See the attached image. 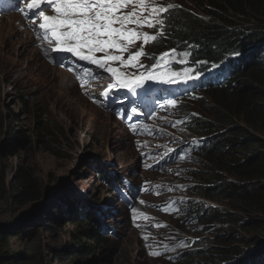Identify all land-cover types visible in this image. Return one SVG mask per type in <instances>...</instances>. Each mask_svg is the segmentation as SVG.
Segmentation results:
<instances>
[{
  "label": "rangeland",
  "instance_id": "rangeland-1",
  "mask_svg": "<svg viewBox=\"0 0 264 264\" xmlns=\"http://www.w3.org/2000/svg\"><path fill=\"white\" fill-rule=\"evenodd\" d=\"M150 1V4L155 7L171 8L177 4L192 7L193 5V0ZM129 10L126 9L125 11ZM162 13L159 14V19H161ZM45 15L53 16L55 13L48 12ZM144 15L147 16L148 13ZM4 16L12 17L11 27L13 29L10 31H7L10 24L9 22L6 23L8 20H6L7 17L3 18ZM22 20L25 19L17 14L16 9L1 8L0 140L10 117L11 120H18L31 144L29 148L18 152L16 156L7 158L4 156L0 159V174L3 173L8 182L18 166L29 168L43 189L44 195L42 199L33 204L29 203L22 208L9 206L5 202V198H0L1 226H5L11 210L15 212L13 218L18 221L21 220L20 222L22 220L27 221L25 217L21 216H29L34 207L38 210L37 215H33V219H30L27 224V229L22 230L28 232L23 233L21 238H10L4 246V250L10 253H24L26 257H30L34 248L40 251L41 259L45 260V264H57L50 259L53 253H49L50 256H48V252L45 253V251L48 247L58 250L64 246L67 247V252L71 251V233L75 232V226L70 223L60 224L51 230L50 234L46 228L49 222L44 224L42 218L46 216L49 209L59 211L61 215H64L67 208L64 200L66 202L75 200L84 212L93 215L97 228L100 229L102 237L106 241L103 244H95L98 251L94 257L102 256L101 254L104 255L105 253L110 261L109 264L253 263L258 258L257 253H251L244 259L238 258L237 263L228 261L224 263L223 257L217 259L211 257L212 254L219 251L224 256H227L228 253L232 254L234 250L241 252L242 248L249 247L250 239L264 237V223L262 225L254 224L256 221L263 220L264 216L248 215L242 212L241 205L231 199L213 200L203 197L197 189L200 184H206V179H203L205 175L201 172L211 170L214 174L221 175L226 182H235L234 184H238L240 181L212 166L208 157L200 154L196 155L194 163L187 166L189 171L177 177L178 182L185 186L182 191L183 195L188 198L182 209V214L178 218H168L166 213L160 209L159 202H156L152 208L153 213L147 209L150 212L147 214L150 219L148 223L142 225V233L137 234L138 229L134 227L135 218H133L134 212L131 211L132 206L138 205L141 197L144 202H149L152 199L148 179L156 178L157 186L163 188L166 186L167 176L171 173L165 162V158L170 155L169 138L171 130L168 124H162L161 119L159 120L156 116L158 113H154L157 122L162 125L155 128L153 140L148 139L149 147L144 146L138 155L134 146L137 124L128 119L122 120L118 116L117 112L124 117L128 113L127 111L121 112L120 108L123 103L115 90L108 97V108H106L103 106L99 94L102 87L96 85L95 93L91 84L86 83V87H91L90 90L93 93L88 96L90 102L85 100L80 95L83 83L79 85V75L70 67L62 68L53 62L44 60L34 47L37 42H33L31 39L33 28L27 21ZM246 26L245 31L257 30L253 23H248ZM131 27L135 26L132 25ZM138 30L154 37L161 35V25L159 28L158 25L155 28L145 26ZM24 34L26 35L24 36ZM237 35L242 39V36H250L251 33H244L239 29ZM44 36L45 33L42 34L41 39L43 41L45 40ZM150 42L145 44L139 40L131 44L134 49L137 50L140 47L143 50L144 55L139 58V62L146 65L156 63L153 58L146 54L147 48L152 52L148 45ZM134 53L133 50L124 53L125 61L130 54ZM97 55L102 56L100 53ZM259 55L262 56L260 59L254 58L255 64L252 66L257 71L248 68L233 74L229 80H236L237 83H248L255 87L258 86L259 81L264 82V46L259 49ZM161 57L164 58L161 62L164 68H147V70L153 71V74H159V72L181 74V81L169 84L179 93L180 87L189 82H182V74L185 72L192 73L184 66L187 55L184 52L165 51L159 57V61ZM86 63L95 76L99 73L107 74V72L97 68L96 65L89 64L87 61ZM175 63L180 64L181 67H173ZM111 66L128 75H131L133 70L132 67H122L118 62ZM58 72L71 75L77 87L71 90L68 88L69 86L62 88L63 73L59 75ZM75 77L78 78V81ZM112 82L114 83V81ZM160 82V80L145 81L143 87L139 89L143 94L149 93ZM186 88L185 86L184 89ZM257 88L262 90L260 86ZM68 93L69 95H67ZM169 93L166 89L165 92H158V97L161 98L163 95H169ZM190 95L192 92L188 95H179V101L182 102L181 109L180 106L178 109H171V114L168 116L174 117V126L178 124L177 116H187V120H190L188 122L189 127H179L178 132L203 138L206 133L196 134L190 130V125L194 119L206 120L214 125V130L210 135L217 134V136L212 137L209 146L216 142H223V136L228 134L225 127L208 113L206 108L196 105L199 101L190 98ZM60 96L61 99H59ZM145 98L146 95L142 100ZM200 98L211 103V90H207L205 94L201 90ZM169 99L175 101L173 95ZM114 104L117 105L114 106ZM160 110L162 117L167 114L163 110V106ZM169 120L172 122V119ZM146 121L147 118L144 119V122ZM147 124L152 125L149 121ZM235 124L242 125L241 123ZM133 129L136 131L134 132ZM162 133L164 138L158 140ZM249 133L256 138L264 139V135L257 131L249 130ZM2 147L0 141V148ZM231 150L235 161H242L246 157L244 152L238 150V147L231 148ZM150 153L151 156L142 162L141 158ZM143 164L147 168H152L153 171H147ZM97 165L105 173L102 175L97 173L95 171ZM160 172L162 173L159 174ZM144 188L146 190L141 196V191ZM130 201L131 205H129ZM178 201L180 202L181 199ZM165 206L168 207V203ZM216 208L225 210L236 217L239 225L232 222L222 225L219 222L206 220L205 217L212 215L210 210ZM154 211L156 212L154 213ZM176 212L177 210L170 211V216ZM246 221L252 223L246 224ZM163 222H166L168 226L161 230ZM177 238L193 239L194 244L190 248L191 258L184 259L181 256L177 262L166 261L169 257L160 258L163 252L171 255L175 248L182 246L181 243L172 246V242ZM144 241H150L158 248L153 250L146 248ZM263 257L264 254L259 255V258ZM23 261L27 262L26 260Z\"/></svg>",
  "mask_w": 264,
  "mask_h": 264
},
{
  "label": "trees",
  "instance_id": "trees-1",
  "mask_svg": "<svg viewBox=\"0 0 264 264\" xmlns=\"http://www.w3.org/2000/svg\"><path fill=\"white\" fill-rule=\"evenodd\" d=\"M192 2V7L177 4L162 13V36L152 47L153 51L158 52L168 47L186 49L180 52L187 53L191 57L192 65L199 60L207 62L202 69L210 68L212 65H218L216 68L219 69L226 65V70L231 76L248 68L257 71L252 66L255 64L253 59H260L262 56H258V51L264 46V0H193ZM248 23H253L257 30L245 31ZM239 29L251 35L242 36L243 38L240 39L237 35ZM235 52L241 55L234 56ZM188 63L186 62L185 65ZM206 86L211 90V103L200 100L196 105L206 108L208 113L221 122L228 134L223 136V142L209 146L212 137H215L210 135L214 130L213 124L206 120L194 119L190 130L199 135L206 133L203 137L205 146L200 154L208 157L212 166L240 182L238 184L226 182L221 175L207 170L201 172L205 175L203 179H206V184H200L197 188L198 192L207 199H231L241 205L242 212L264 216V139L256 138L249 133V130H254L264 135V82L258 83L262 90L248 83H237L236 80L224 85L208 87L207 84ZM235 123L242 125L238 126ZM5 129L0 140L3 146L0 148V159L4 156L6 158L16 156L18 152L30 147L31 143L18 120H11L9 117ZM234 147L244 152L246 157L242 161L233 160L231 148ZM95 171L100 175L105 173L98 165ZM43 195V189L29 168L18 166L8 182L4 174H0V198H5L9 206L22 208L42 199ZM65 203L67 208L64 215L49 209L42 221L44 224L49 222L46 228L50 234L51 230L60 224L70 223L75 226V232L71 233L72 249L67 252L66 246L58 250L48 247L45 253L48 252V256L49 253H53L50 259L57 264H109L110 261L105 253L103 255L100 252L102 256L94 257L98 251L95 244H103L106 241L97 228L93 215L84 212L75 200L67 202L64 200ZM210 211L212 215L205 217L209 222H219L222 225L232 222L239 225L237 218L225 210L216 208ZM14 214L15 212L11 210L5 226L0 225V264H45L37 249L33 248L30 257H26L24 253H10L4 250L10 238H21L23 233L28 232L22 230L27 229V224L33 219L30 215L21 216L27 221L20 222L21 220L13 218ZM263 223L264 219L254 222L257 225ZM255 238L250 239L249 247L242 248L241 252L234 250L232 254L228 253L227 257L219 251V254L216 252L211 257L215 259L223 257L224 263L227 261L237 263L238 258H246L247 250L256 242H262L260 249L251 252L257 253L258 258L249 264H264V257L259 258V255L264 254V237ZM191 254L185 253L182 257L191 258Z\"/></svg>",
  "mask_w": 264,
  "mask_h": 264
},
{
  "label": "clouds",
  "instance_id": "clouds-1",
  "mask_svg": "<svg viewBox=\"0 0 264 264\" xmlns=\"http://www.w3.org/2000/svg\"><path fill=\"white\" fill-rule=\"evenodd\" d=\"M13 2H15V8L17 11L20 10H25L28 14H31L32 11H36V14L34 17H30L31 19V23L30 20L25 19V17H23L22 15H20L19 13H17L18 15H20L21 18L25 19L33 28V30L31 31V35L33 36L34 31L37 34V39H38V44L40 47H42L48 55H50L52 53L51 50H49V48H47L45 45L49 46L48 41L44 40L42 42L41 38L42 36L39 35L40 33V28H39V24L42 23L41 18L39 17V12L40 11H44V13H48V12H52V5L51 3L48 2V0H41V7L39 9H28L27 5L28 3L31 2V0H13ZM168 10L170 8H167ZM23 12L24 11H20ZM162 26V25H161ZM159 28V25H158ZM162 36V31H161V35L160 36H156L154 40H151L150 43H148L150 49L152 50V52H150L151 58H153L155 60V62L159 61V57L163 54V52L165 51H171V52H180L181 50H186V49H181L178 47H168L170 48L169 50L167 48L162 49L158 52H154L152 47L154 46V44L160 39V37ZM39 37V38H38ZM34 38V36H33ZM55 42L53 41L52 46H54ZM52 46L50 47L52 49ZM140 51L141 48L139 47L137 50L134 49L131 45L128 46V51ZM65 53H58V56H62ZM101 55V54H100ZM73 57V56H72ZM78 61V58H76V62ZM185 62H189L187 65H185V67L187 66L188 69L192 72V73H196V72H201L202 75H200L199 79H193L191 81H189L190 84V89H188V91L184 92L181 95H188L189 93L192 92V95H190L189 97L192 99H195V101H200L202 100L200 98V92L201 90H203L204 94L207 90H209L207 88V84L208 87L209 86H216V85H224L226 83H228L230 80L231 75L229 74V72L226 70V65L222 68H204L202 69V66L205 63H201L204 62L203 60H199L196 62L195 65H192V59L190 57V59L187 61L185 60ZM230 64V63H229ZM139 65H145V68H149V69H156L159 68L161 69V67H163L162 64H160L159 66H157V63L151 64V65H146L144 63H140L138 62V66ZM155 66V67H154ZM173 67H177L180 68V64H174ZM144 68V69H145ZM143 70V68H141ZM137 68H134L132 70L133 72H136ZM137 73V72H136ZM95 75V74H94ZM233 81V80H232ZM113 83L112 79H111V75L109 73L105 74V73H99L97 74V76H95V80L90 82L89 84H91V87L93 88L94 92L96 90L97 87H95L96 85L101 86V90L99 91V94L102 98V104L104 107L108 108V97L113 93L114 90H122L121 93L118 95V97L120 98V100L122 101L128 115L127 116H123L121 113H118V116L120 117V119L125 120L128 119L129 121L134 122L135 124H137V135L134 137V146L135 149L138 152V155H140L141 153V149L146 146L149 147V142L148 139H152L154 138L155 135V128L158 125H162L163 123H167L169 129L171 130L170 133V138H169V152L170 155L167 156L165 158V162L167 164V167L171 170V173L167 176L166 178V186L165 187H158V182L157 179H148V184L150 185L149 188L152 196V199L149 202H144L142 197L140 198L143 201V205L141 206L140 204L136 205L139 209L140 212V221L141 222H136L134 221V223L137 225H134L135 229H138L137 234L142 233L141 231V227L144 223H148L149 219L147 214L148 213H153L152 208L155 206L156 202H159L160 205V209H162L165 213H166V217L170 218V217H179L182 214V209L185 205V203H187L188 198H186L183 195V189L185 188V186H182L181 183L178 182L177 177H179L180 175H182L183 173L189 171V169L187 168V166L189 164H192L195 162V158L197 154H200L201 149L205 146L204 142V138H196L195 136L192 135H185L182 132H178L179 127H188V122L190 120H187V116H177L178 119V124L176 126H174V117H168L169 114H171V109L175 108L178 109V106H180L181 109V103L179 101V97L178 98H174L175 99V106H173L170 102L172 101V99L170 98V94L173 91V89H171L170 85L168 83H161L162 85L159 86L163 87L164 89H168V91L170 92L169 95H163V97L159 98L158 97V91L159 88H156L154 90H151V92L147 93L146 95V99L143 101L142 97H139L138 93H142V91H140L139 88H137L135 90V92H129L127 89H113L111 90L110 95L105 98L103 93L105 90H107L108 85ZM90 87V88H91ZM173 88V87H172ZM96 93V92H95ZM132 99V100H131ZM196 103V102H195ZM163 106V110L166 111L167 114H165L163 117L161 116V107ZM136 112V113H135ZM158 113L156 116L158 117V119L162 122V124H159L156 120V118L154 117V113ZM124 117V118H123ZM147 118V121H149L150 124L152 125H148L147 121L144 122V119ZM169 119H172V122H170ZM213 136H217V134H214ZM162 138H164V134L162 133L159 137L158 140H161ZM201 155V154H200ZM151 156V154H147L145 156H143L141 158L142 162L148 157ZM202 156V155H201ZM144 168L147 171H153L152 168H147L146 165H144ZM162 172H160L159 174H161ZM173 177H172V176ZM143 195V193H141V196ZM178 199H181V201L179 202ZM133 202V201H132ZM168 203V207H166L165 205ZM150 210V212L148 210ZM172 210H177V212L173 215L170 216V211ZM156 211H154L155 213ZM168 226V224L166 222H163L161 225V230L166 229ZM147 229V226H146ZM146 229H144V231H146ZM171 234V232H170ZM174 237V236H172ZM181 243V247L179 248H175L174 251L167 255L166 252H163L162 255L160 256V258H164V257H169V259H167L166 261H172V262H177L178 259L185 253H192L190 251V248L192 247V245L194 244V241L192 238H185V239H175L174 242H172V246H175L177 244ZM144 245L146 248L149 249H157L158 246L157 245H153L150 241H144ZM190 251V252H189Z\"/></svg>",
  "mask_w": 264,
  "mask_h": 264
},
{
  "label": "snow or ice",
  "instance_id": "snow-or-ice-1",
  "mask_svg": "<svg viewBox=\"0 0 264 264\" xmlns=\"http://www.w3.org/2000/svg\"><path fill=\"white\" fill-rule=\"evenodd\" d=\"M48 2L51 3V10L55 15H45L44 11L38 14L43 21L39 28L45 31L44 39L50 46L53 41L55 42L52 46L53 52L71 53L79 60L87 61L109 73L114 78V83L109 84L104 91L105 98L113 89H127L134 93L149 80H160L168 84L181 81V74L177 73L153 74V71L145 70L139 74L133 72L128 75L111 66L118 62L122 67H138L139 58L144 55L143 50L130 54L127 61L123 54L128 52V46L136 41L142 40L146 44L155 39L154 36L138 29L162 25V20L158 17L160 13L168 10L167 7L152 6L148 0H48ZM27 7L30 10L39 9L41 0H31ZM126 9L130 10L125 11ZM145 13L148 15L145 16ZM132 25L135 27H131ZM98 53L103 55L98 56ZM233 55L239 56L241 53L235 52ZM163 59L161 57V60L156 62L157 66ZM60 63L62 66V61ZM216 67L218 65H212L213 69ZM139 68L145 66L139 65ZM200 75L201 72H185L182 74V82L199 79ZM170 103L175 106V101Z\"/></svg>",
  "mask_w": 264,
  "mask_h": 264
},
{
  "label": "bare ground",
  "instance_id": "bare-ground-1",
  "mask_svg": "<svg viewBox=\"0 0 264 264\" xmlns=\"http://www.w3.org/2000/svg\"><path fill=\"white\" fill-rule=\"evenodd\" d=\"M149 3H151V1L149 0L148 1ZM5 17H7V19L6 20H8V21H6V23L7 22H9V24H10V27H7V25H5L6 27H7V31H10V30H12L13 28L11 27L12 26V24H11V22H12V20H11V16H4L3 18H5ZM2 20V19H1ZM22 21H26V20H22ZM21 21V22H22ZM25 31H27V30H25ZM29 33V32H28ZM26 34H24V36H25ZM6 38H8V35H6ZM31 39H33V42H37L36 40H35V38H31ZM42 40V39H41ZM42 42H43V40H42ZM15 44H16V42H15ZM34 47H35V49H37V51L39 52V54L41 55V57L44 59V60H46L47 61V59H48V54H47V52L43 49V48H41L39 45H38V43L37 44H34ZM154 50V49H153ZM147 56L148 57H150L151 58V56H149L150 55V51L148 50V48H147ZM50 67H52L51 65H50ZM53 69H54V67H52ZM145 70H147V68H145ZM61 73H63V72H58V74L60 75ZM76 79H77V81H78V78L77 77H75ZM75 84V85H74ZM83 87H81V92H80V95L83 97V98H85V100H88L89 101V99H88V96L89 95H91L93 92L90 90V88H88V87H86V82H84L83 83ZM67 86H69L68 88L71 90V89H73V88H75V87H77L76 86V82H74V80H73V78H72V76L71 75H69L68 73H63V75H62V78H61V87L63 88V87H67ZM159 88V87H158ZM166 91V88L164 89L163 87H160L159 88V91L158 92H160V93H162V92H165ZM115 92L118 94V92H117V90H115ZM174 93H177L176 91L174 92ZM180 93V92H179ZM179 93H177V94H179ZM67 95H69V93L67 94ZM145 95H147V93H144L143 94V96H142V99L144 98V96ZM173 97H175L174 95H173ZM59 99H61V96H60V98ZM146 99V98H145ZM144 99V100H145ZM143 100V101H144ZM90 102V101H89ZM58 104H61V103H58ZM121 104V103H120ZM117 104H114V106H116ZM122 107L120 108V110H121V112H125L126 111V109H127V107H126V109H125V107H124V105L122 104L121 105ZM132 140V139H131Z\"/></svg>",
  "mask_w": 264,
  "mask_h": 264
},
{
  "label": "water",
  "instance_id": "water-1",
  "mask_svg": "<svg viewBox=\"0 0 264 264\" xmlns=\"http://www.w3.org/2000/svg\"><path fill=\"white\" fill-rule=\"evenodd\" d=\"M53 193V192H52ZM37 207V206H36ZM37 209H35V207H34V209L31 211V214H30V216L32 217L33 215H37ZM30 219V218H29ZM259 243V244H258ZM263 243L262 242H256L255 244H254V246H252L250 249H248L247 250V252H246V254H245V256L247 257L253 250H257V249H260L262 246Z\"/></svg>",
  "mask_w": 264,
  "mask_h": 264
}]
</instances>
